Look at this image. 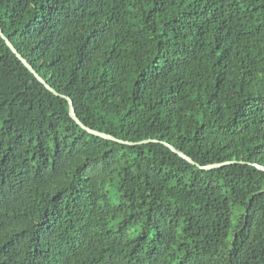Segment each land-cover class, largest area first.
<instances>
[{
    "label": "trees",
    "instance_id": "16d2710c",
    "mask_svg": "<svg viewBox=\"0 0 264 264\" xmlns=\"http://www.w3.org/2000/svg\"><path fill=\"white\" fill-rule=\"evenodd\" d=\"M0 24L86 125L152 139L87 131L0 34V264H264V0H0Z\"/></svg>",
    "mask_w": 264,
    "mask_h": 264
},
{
    "label": "water",
    "instance_id": "95a60500",
    "mask_svg": "<svg viewBox=\"0 0 264 264\" xmlns=\"http://www.w3.org/2000/svg\"><path fill=\"white\" fill-rule=\"evenodd\" d=\"M0 34L1 36L6 40L7 44L9 45V47L14 51V53L22 60V62L28 67V69L34 73V75L38 78L39 81H41L50 91H52L53 93H55L58 96H63L65 98L68 99V101L70 102V107H71V115L72 117L77 121V123H79L83 128H85L87 131H89L90 133L94 134V135H98L101 136L103 138L106 139H112L115 141H119V142H123V143H129V144H137V143H143V142H147L149 140H144V141H140V142H131V141H125L122 139L117 138L116 136L107 133V132H103L97 129H93L90 126L86 125L78 116L77 112H76V108L74 105V101L71 97L66 96L61 94L60 92H58L51 84H49L45 78H43L38 71L34 68V66L19 52V50L16 48V46L13 44V42L5 35L2 26L0 24ZM157 141V140H155ZM166 145H168L173 151H175L176 153H178L181 157L187 159L188 161L197 164L199 167L203 168V169H212V168H217V167H221L224 166L226 164H230L236 161H224V162H217V163H211V164H206V165H202L197 163L192 157H190L189 155H187L184 151L176 148L175 146H173L170 143L165 142ZM258 168L264 170V166L260 165V164H255Z\"/></svg>",
    "mask_w": 264,
    "mask_h": 264
},
{
    "label": "rangeland",
    "instance_id": "374dc122",
    "mask_svg": "<svg viewBox=\"0 0 264 264\" xmlns=\"http://www.w3.org/2000/svg\"><path fill=\"white\" fill-rule=\"evenodd\" d=\"M114 198V197H113Z\"/></svg>",
    "mask_w": 264,
    "mask_h": 264
}]
</instances>
